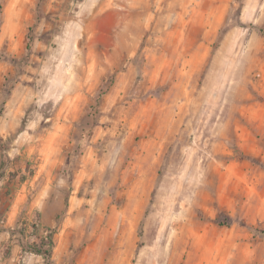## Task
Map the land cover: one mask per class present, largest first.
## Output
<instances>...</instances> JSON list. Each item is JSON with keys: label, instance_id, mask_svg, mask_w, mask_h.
I'll return each instance as SVG.
<instances>
[{"label": "rangeland", "instance_id": "1", "mask_svg": "<svg viewBox=\"0 0 264 264\" xmlns=\"http://www.w3.org/2000/svg\"><path fill=\"white\" fill-rule=\"evenodd\" d=\"M260 29L264 0H0V264H264Z\"/></svg>", "mask_w": 264, "mask_h": 264}, {"label": "trees", "instance_id": "2", "mask_svg": "<svg viewBox=\"0 0 264 264\" xmlns=\"http://www.w3.org/2000/svg\"><path fill=\"white\" fill-rule=\"evenodd\" d=\"M261 33L264 34V29H260ZM30 47V44L28 43V48ZM21 131V129H20ZM1 168L5 167V163L2 162L0 165ZM4 174H0V177H2ZM262 235L264 236V230H261ZM38 239L40 242L35 241L32 244V248L30 249L31 252H34L36 254L44 255L46 259H50L52 256V248H53V235L48 233L45 236H38Z\"/></svg>", "mask_w": 264, "mask_h": 264}]
</instances>
